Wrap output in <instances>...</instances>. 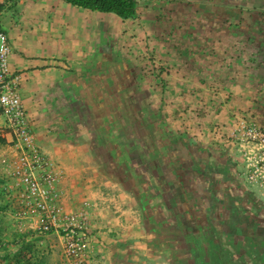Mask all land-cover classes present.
I'll return each mask as SVG.
<instances>
[{
    "label": "crops",
    "instance_id": "obj_1",
    "mask_svg": "<svg viewBox=\"0 0 264 264\" xmlns=\"http://www.w3.org/2000/svg\"><path fill=\"white\" fill-rule=\"evenodd\" d=\"M14 1L22 11V5L29 0ZM211 1V5L190 6L213 14L226 13L228 21H214L212 26L244 29L245 34L238 33L239 39L255 46L264 45V23L257 21L264 17V0ZM11 4L12 0H8L0 11V18L8 14L0 29L7 34L12 48L10 71L20 76L22 98L40 146L66 170L67 177L61 182L66 205L73 204L75 199L83 202L91 198L103 207L100 216L95 215L90 232L89 245L95 252L96 264H264V199L246 183L232 139L241 118L264 128V68L258 72L256 65L255 69L246 70L237 66L233 70L223 65L208 67V72L205 71L207 77L211 73L208 83L192 84L190 88L186 85L185 90L200 93V101L206 107L199 114L193 112L196 103L191 97H185L181 119L174 112H166L169 119H164L161 95L156 96L152 110L143 105L144 111L153 114L157 121L150 134L151 165L156 170L150 177L152 181L148 178L138 183L136 179V186L128 188L123 179L103 174L97 161L103 174L101 181L86 180L85 176L81 179V169H76L81 151L86 156L98 155L97 148L90 147L91 143L94 146L97 143L92 142L98 139L93 135L95 130L84 122L81 110L92 111L93 118L105 110L115 111L120 117L127 114L119 106L124 107L121 103L128 97V88L112 85V78L119 79L121 69L118 63H113L112 55L100 60L96 56L87 57L92 38L97 36L92 20L98 17V12L76 8L62 0H35L34 6L26 9L27 15L12 25V15L9 16L12 11H8ZM244 17L248 21H242ZM151 22L148 18L138 23L144 37L146 29L153 27ZM247 55L248 61L256 56ZM174 87V92L182 89ZM170 104H176L169 106L175 111L180 107L176 102ZM161 121L196 147L191 149L195 156V169L191 172L195 173L194 178L190 182L189 177H184L191 187L190 192L184 191L188 196L184 203L178 198L182 186L177 183L176 169L166 157L165 145L156 140ZM84 124L88 127H83ZM151 149L148 146L147 153ZM147 153L140 157L151 160ZM163 163H169V171L174 172L171 179L176 191L166 188L160 180ZM137 164L141 166L144 162ZM78 190L80 195L74 198Z\"/></svg>",
    "mask_w": 264,
    "mask_h": 264
},
{
    "label": "rangeland",
    "instance_id": "obj_2",
    "mask_svg": "<svg viewBox=\"0 0 264 264\" xmlns=\"http://www.w3.org/2000/svg\"><path fill=\"white\" fill-rule=\"evenodd\" d=\"M7 1L0 0V6H3ZM141 3L142 10L140 11L139 20L123 21L121 23V21H117L120 18L114 14L98 12V15H96L98 17L92 20L97 36L95 39L92 38L91 49H88L90 56H87L92 58L96 56L97 60H100L101 57L106 58L110 52H113L115 59H118L116 63L120 64L118 67L121 69L119 79L122 78V80L113 77L112 85L114 87H116V84L118 87L123 85L128 88V97L124 98L121 103L124 107L119 106V108L122 113H127L122 115L124 118L121 117L120 119L124 123L122 130L125 133V142L131 143L132 147L138 145V140L142 139L140 137L142 133L139 129L143 128L142 122H144V119H142L143 116L139 112L138 100L142 102V106L145 104L147 108L149 107L152 110L154 101H157L156 96L161 95L165 106L162 110L164 119L167 121L169 119L168 114L172 112L177 113V117L181 119L180 115L184 116L186 107L185 97H191L193 102L196 103L193 109L196 114L202 113L206 107L200 101L202 100L199 97L200 93H187L185 90L192 84L205 85L206 82L208 83L211 75V73H208V77L205 75V71L208 72V67L217 68L223 65L231 70L237 67L246 70L254 68L253 65H256L257 68L256 66L255 68L258 69V72L264 68V45L257 44L255 46L249 44L246 39H239L240 35L238 36V33L243 32L245 34L244 29L237 30V28H232L231 25L222 28L221 24L212 26V23L216 20L215 15L211 14L212 12L210 13L211 19H204V14L200 9L198 10L196 6H190V4L198 6L211 5L213 4L211 0H141ZM34 4L35 0L25 1L21 11L20 8H16V1L12 0V4L8 7V11H12V14L9 13V16L12 15V25L14 22H18L19 19L24 18L27 15L25 14L26 9L29 8L30 10V7H33ZM147 9H149L148 13ZM7 16L8 14L3 15L0 18V23H4ZM143 18L145 20L149 18L153 25V27L146 29L145 37L138 28V23L145 22ZM112 21H115V23ZM258 22L264 23V18H261ZM112 27L113 31L111 32ZM249 53L256 55L254 60H247L249 58L247 54ZM244 54L247 57H244ZM243 57L246 59L244 60ZM254 62L257 64H254ZM234 65L235 67H233ZM174 86H181V91L174 92ZM170 87L173 89H170ZM171 101L180 104L176 111L175 108H169V106H176V104L169 105ZM81 111L84 122H88V126L93 131L95 130L93 135L98 138L97 141H92L97 143H95L96 146L91 143V149L96 147L99 156L109 159L112 157L113 147L104 138V133L100 131L97 117L93 118L91 116L92 111L88 109ZM84 125L83 127H88L86 124ZM145 130L147 132L146 127ZM2 139L6 141L5 138ZM88 144L89 142L85 143L86 147H88ZM144 144L138 148L137 152H134V155L143 156L147 153L148 146L151 149L152 146ZM148 152V156H151L152 149ZM81 154L78 157L80 163L76 168L81 169V179L85 176L86 180L96 179L97 182L101 181L103 174L96 165L94 155L89 154L88 157L83 155L82 151ZM10 158L11 152L7 147V142L0 144V264H68L64 260L63 246L59 237L54 234H38V214L31 213L27 216L22 214L24 205L21 198L18 197L19 186L15 180L7 176L5 171L4 160ZM138 162H144L140 166L142 167L140 170H132L138 183L154 176L156 170L151 165L152 160L141 158ZM59 164L61 165V163ZM109 165L113 167L115 164L110 161ZM62 168L64 170L63 179H66V170L63 166ZM120 179L126 182V186L129 185L128 188L136 186L134 180L125 177ZM73 195L74 198H78L80 195L79 190ZM108 196L105 195V197ZM109 198L113 199L114 197L109 196ZM123 201L124 199L121 197L120 202ZM63 203L67 211L81 214L83 221L81 224L85 228L83 230L90 237L93 226L92 221L95 217L100 216L103 207H100L98 202L91 198H86L83 202L80 200L76 202L75 199L73 204L67 206L65 194ZM107 210H111L110 207ZM114 210H117V208ZM21 235L26 236L22 238Z\"/></svg>",
    "mask_w": 264,
    "mask_h": 264
},
{
    "label": "built area",
    "instance_id": "obj_3",
    "mask_svg": "<svg viewBox=\"0 0 264 264\" xmlns=\"http://www.w3.org/2000/svg\"><path fill=\"white\" fill-rule=\"evenodd\" d=\"M12 48L0 29V137L5 138L11 158L4 160L7 176L19 186L22 214H38V234H54L62 243L68 264H96L90 237L83 230L81 214L65 209L62 166L40 146L28 117L20 76L10 71ZM232 139L247 184L264 199V128L246 118L238 120Z\"/></svg>",
    "mask_w": 264,
    "mask_h": 264
},
{
    "label": "trees",
    "instance_id": "obj_4",
    "mask_svg": "<svg viewBox=\"0 0 264 264\" xmlns=\"http://www.w3.org/2000/svg\"><path fill=\"white\" fill-rule=\"evenodd\" d=\"M64 3H67L73 7L90 10L92 12H99L104 14H114L122 20H129V19H136L138 17L139 7L141 0H62ZM3 9V6H0V11ZM204 15L203 18H207L208 20L212 18L211 13L208 11L200 10ZM215 15L216 20H226L228 21L227 15L224 12H217ZM263 15V14H262ZM251 17V16H249ZM252 18V17H251ZM264 18V17H262ZM247 19V20H246ZM248 21V18H242V21ZM258 21V20H257ZM260 21V20H259ZM263 21V20H262ZM241 23V21H240ZM108 54V53H107ZM112 55L113 63L115 64L118 59H115L113 52L108 54ZM117 64V63H116ZM119 64V63H118ZM123 64V63H122ZM120 65V64H119ZM137 103V102H134ZM139 112L142 115V119L146 125H143V128L139 129L142 135V141L138 140V145L136 144L135 147H132L131 143L128 144L125 142L124 131L122 130L124 123L120 116H117L115 111L110 112L109 110L102 111L97 115V121L100 124V131L104 133L105 139L111 146L113 147L112 150V157L109 159L107 157H101L99 155H94V159L97 161L101 168V172L105 175H110L113 178H122L125 177L126 179L134 180L135 175L132 170L140 167L137 166L138 162L140 161V156L134 155V152L138 151L139 147L144 143L148 145H152V139L150 134L153 133V127L157 121L153 118V114L148 111H144L143 106L139 103ZM137 105V104H136ZM142 111V112H141ZM162 122V121H161ZM149 124V125H148ZM147 129V132L145 130ZM139 132V131H138ZM139 137V138H140ZM156 140L157 143L161 145H165L166 154L168 158H170L171 165L176 169L174 170L177 175V183L182 186L181 194L178 198L181 200L182 203L185 201V197H188L184 194L185 190L190 192V188L188 186V182L185 181L184 177H189L190 182L193 180L191 172L194 171L195 168L193 165V160L195 156H192V150H195V144L185 140L183 135H177V133H173L170 127L162 122L158 124V132L156 133ZM106 142V143H107ZM6 143V141L0 138V144ZM192 149V150H191ZM158 156V155H157ZM147 156H144L146 159ZM151 160L153 161V155L150 156ZM160 157V156H159ZM114 162V166L110 168L109 162ZM169 163H163L160 166V170L162 175L160 180L162 184L168 188H174L176 191V184L171 179L172 172L168 169ZM142 166V164H141ZM148 180V178H146ZM146 180V181H147ZM150 180V179H149ZM145 182V181H144ZM135 190V189H134ZM26 235H21L24 238Z\"/></svg>",
    "mask_w": 264,
    "mask_h": 264
}]
</instances>
